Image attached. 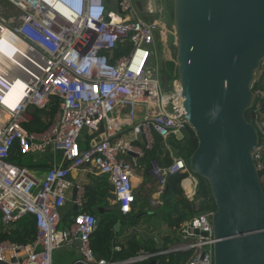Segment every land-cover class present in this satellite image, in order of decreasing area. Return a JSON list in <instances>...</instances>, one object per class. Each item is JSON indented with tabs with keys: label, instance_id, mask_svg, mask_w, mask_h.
<instances>
[{
	"label": "built area",
	"instance_id": "1",
	"mask_svg": "<svg viewBox=\"0 0 264 264\" xmlns=\"http://www.w3.org/2000/svg\"><path fill=\"white\" fill-rule=\"evenodd\" d=\"M4 1L16 12L8 20L12 30L0 20V35L3 27L8 30L14 60L10 67L2 65L0 79L10 85L21 81L23 93L14 108L3 104L0 95V223L11 228L31 216L36 234L31 243H0V264H53L54 251L72 241L78 244L79 264H111L97 258L91 247L95 216L77 213L67 229H59L71 187L67 178L76 170L95 169L108 176L121 215L131 212L137 159L152 148L153 135L165 143L187 127L176 80L171 78L164 93L159 72L149 67L150 48L166 43L168 31L159 19L153 24L140 19L133 0ZM257 81L253 114L259 143L253 159L260 173L264 91L255 89ZM52 99H57V110L50 125L42 132L28 131L26 125L33 121L29 110L43 111ZM138 106L145 112L134 122ZM100 125L103 141L82 147L83 131L97 135ZM14 151L20 156L61 154L62 162L52 164L38 183L27 167L9 161ZM175 174L187 175V198L198 207V179L181 158L173 157L167 168L151 165L150 175L161 190ZM76 203L80 205L79 197ZM210 218L211 213L200 214L182 223L178 242L167 251L188 252L185 264H212ZM155 255L142 253L128 263Z\"/></svg>",
	"mask_w": 264,
	"mask_h": 264
},
{
	"label": "water",
	"instance_id": "2",
	"mask_svg": "<svg viewBox=\"0 0 264 264\" xmlns=\"http://www.w3.org/2000/svg\"><path fill=\"white\" fill-rule=\"evenodd\" d=\"M133 1L139 18L148 24L158 20L165 6L162 0ZM167 2L173 32L170 61L187 121V127L173 137L188 141L194 136L197 141L187 167L208 184L211 193L212 264H264V189L253 159L259 135L246 119L264 62V0ZM158 72L162 91L167 93L173 75L164 53ZM103 130L100 125L95 143L103 141ZM168 142L169 138L162 147ZM99 222L97 217L96 226ZM120 225L118 220L115 232ZM136 235L154 243L155 250L162 249L155 233L131 229L129 237ZM156 256L147 264H157ZM96 257L100 258L97 253Z\"/></svg>",
	"mask_w": 264,
	"mask_h": 264
},
{
	"label": "trees",
	"instance_id": "3",
	"mask_svg": "<svg viewBox=\"0 0 264 264\" xmlns=\"http://www.w3.org/2000/svg\"><path fill=\"white\" fill-rule=\"evenodd\" d=\"M166 67L171 75L175 74V67L169 60L166 61ZM255 89H261L264 91V84L259 85L256 83ZM264 108V99L262 100ZM57 109V99H52L48 107L43 111H37L31 109L29 114L34 116V121L30 125L26 126L28 131L42 132L50 125L53 116ZM255 107H252L246 113V119L251 124L254 122L253 111ZM264 112V109H263ZM163 140L158 135H153V146L150 150H143V158L141 159V165L149 167L151 163H156L162 168H167L172 163L170 158V152L175 156L181 158L186 165H188L189 159L196 148L197 141L194 136L188 141L176 140L173 136L169 138L168 149L162 147ZM22 156L17 151L12 152L9 159L10 162L15 163L17 160L20 163ZM21 165V164H19ZM22 166V165H21ZM261 177V173H260ZM186 174H175L168 177L167 185L161 197V204L154 210H147V213L139 210L138 212L129 213L126 216H122L119 210L112 206L104 208V211L100 214V223L96 226V229L91 236V247L95 253L102 257L111 260L117 258L116 255L121 252L122 259L126 260L129 257H135L140 252L147 254H156L165 252L178 242L177 230L182 223L193 217L212 213L214 211V205L211 198V193L208 184L198 179V186L196 191V197L199 199L198 207L194 202H191L186 196L183 189V185L186 182ZM95 216L97 213H92ZM155 217L161 216L165 224V230H160L161 233L157 234L155 230H147L146 232L154 233L162 241V249L160 251L155 250L154 243L143 240L140 236H134L125 242H121L117 237L128 234L130 229H138V221L142 216ZM120 220L121 228L118 233L114 232V225ZM36 234L35 223L31 216H26L17 222L11 228H4L0 223V243L9 242L13 244H27L31 243ZM120 244L121 249L118 253L113 252L112 249ZM189 257L188 252H172L166 255L156 257L157 264H185ZM151 259L148 260V262ZM148 262H142L141 264H147Z\"/></svg>",
	"mask_w": 264,
	"mask_h": 264
},
{
	"label": "crops",
	"instance_id": "4",
	"mask_svg": "<svg viewBox=\"0 0 264 264\" xmlns=\"http://www.w3.org/2000/svg\"><path fill=\"white\" fill-rule=\"evenodd\" d=\"M167 1L168 0H162V3L168 4ZM162 7L165 8L164 5ZM157 19L160 20L159 17H157ZM152 49L154 50V48ZM0 50H1V46H0ZM256 78L258 79L257 82L259 83V85L264 84V62H262L260 66V70L258 71L256 75ZM144 112L145 110L141 106H138L136 108V118L134 119V122H140L142 120ZM30 116L33 119L31 123H33L34 121L36 122V120H34L35 117L32 115ZM262 117H263L262 121H264V112L262 114ZM125 134L129 135V132L125 131ZM86 137H88V139L91 141L90 144L88 140L86 139ZM98 137H99V134L90 136L84 130L82 147L89 146L92 143H95ZM167 146L168 145L165 146L166 149H168ZM142 147H143V141H142ZM46 156L47 157L43 158L44 159L43 161L45 162V164H42V165H40L39 161L40 159H42L43 156H39V155L22 156V157L30 158V161L27 164L26 163L23 164L22 162L17 163V164H21L22 166L27 167L32 177L39 183L42 181L44 174L46 173V170L50 166H52V164L58 165L62 162L61 154L55 155L54 158H53V155L51 154H48ZM173 157H177V156H175L172 152H170V158L172 159ZM129 158H131V155L124 157V159H129ZM142 158L143 156L137 159L139 163L138 168L136 169L138 180L135 182V189H134L135 202L131 205V212H130L131 214L133 212H138L139 211L138 208H140V207H137L138 206V196L135 195L138 188L141 189V195L148 200L151 208H157L161 204L162 202L161 197L165 190V188L161 190L157 186L155 180L150 175V169H151L152 163L150 164L149 167H146L145 165L142 166L141 165ZM263 164H264V155H263ZM260 173H261L260 181L264 189V169ZM67 180L70 182L71 187L67 193L65 204L60 210L59 229H67L71 225L72 220L77 213L83 212V213L92 214L96 212L97 215H95V217L96 218L99 217L101 220L100 214L104 211V208L114 206L119 210V206L115 202V197L113 195V188L108 179V176L98 175L95 169L87 168V169H80V170L71 172ZM183 189L185 192V196L187 197V188H186L185 183L183 185ZM78 197L81 200L80 205L76 203V199ZM120 228H121V225H120ZM120 228H119V231H120ZM154 233L156 234V232ZM129 234H130V231L128 234L126 233L123 236H120L117 238L121 242H125L126 240L132 238V237H129ZM77 246L78 244L76 241L67 242L61 245L53 253V264H79L78 263L79 254H78ZM120 249H121V246L120 244H118L116 247L112 249V251L118 253ZM142 253L147 254L144 252H140L137 256L129 257L126 260L122 259L123 256L121 252L116 255L117 258L111 259V260H108L99 254L98 255L101 258H104L105 260H107L111 264H141L142 262H148V260L135 261L131 263H128V262L130 260H135L136 258L141 256ZM161 255H164V254H161Z\"/></svg>",
	"mask_w": 264,
	"mask_h": 264
},
{
	"label": "rangeland",
	"instance_id": "5",
	"mask_svg": "<svg viewBox=\"0 0 264 264\" xmlns=\"http://www.w3.org/2000/svg\"><path fill=\"white\" fill-rule=\"evenodd\" d=\"M106 1H112L114 2L115 0H106ZM110 9L114 10V7H110ZM164 7H162V12L159 15L160 22L165 26L166 30L168 31V36H167V41L166 43H155L153 47H151L152 55L151 59L149 61V67H151L154 71L159 70V59H160V54L164 53L165 54V59L166 61H170V48L171 46L173 47V32H172V26H171V5L168 6L167 11H164ZM16 14L15 10L4 0H0V20L5 23V25L10 28L11 30L13 27L9 24V18L11 16H14ZM154 48V50L152 49ZM171 62V61H170ZM173 78L175 79V74L173 75ZM31 112V109L29 110ZM29 113V112H28ZM88 140L89 144L91 141L86 137ZM47 157L46 155L40 159V165L45 164L43 161ZM22 160H20L23 164H27L30 161V158L28 157H22ZM19 161L17 160L15 164L17 165ZM147 180V179H146ZM136 196H138V210L144 211V213H147V210H154L155 208H151L148 200L144 198L141 195V189L138 188L136 191ZM138 228L142 230H155L157 234L161 233L160 230H165V224L161 216L157 215L155 217H149V216H142L139 218L138 221Z\"/></svg>",
	"mask_w": 264,
	"mask_h": 264
},
{
	"label": "bare ground",
	"instance_id": "6",
	"mask_svg": "<svg viewBox=\"0 0 264 264\" xmlns=\"http://www.w3.org/2000/svg\"><path fill=\"white\" fill-rule=\"evenodd\" d=\"M2 34L0 35V68L2 65L10 67L12 65V61L14 60L11 55L10 48L7 45L8 41V30L3 27ZM10 85L7 81L0 79V95L2 98L3 104L14 108V102H17L23 93V83L19 81V83Z\"/></svg>",
	"mask_w": 264,
	"mask_h": 264
},
{
	"label": "flooded vegetation",
	"instance_id": "7",
	"mask_svg": "<svg viewBox=\"0 0 264 264\" xmlns=\"http://www.w3.org/2000/svg\"><path fill=\"white\" fill-rule=\"evenodd\" d=\"M167 8H168V4L166 3V4H165V9H164L165 12L167 11ZM161 12H162V9H161L160 13H161Z\"/></svg>",
	"mask_w": 264,
	"mask_h": 264
},
{
	"label": "snow or ice",
	"instance_id": "8",
	"mask_svg": "<svg viewBox=\"0 0 264 264\" xmlns=\"http://www.w3.org/2000/svg\"><path fill=\"white\" fill-rule=\"evenodd\" d=\"M17 83H19V81Z\"/></svg>",
	"mask_w": 264,
	"mask_h": 264
}]
</instances>
